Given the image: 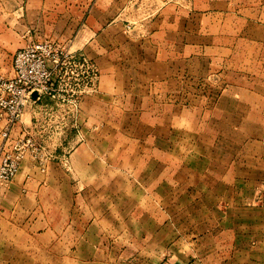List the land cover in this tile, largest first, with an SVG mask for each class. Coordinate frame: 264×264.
Segmentation results:
<instances>
[{
  "label": "crops",
  "instance_id": "crops-1",
  "mask_svg": "<svg viewBox=\"0 0 264 264\" xmlns=\"http://www.w3.org/2000/svg\"><path fill=\"white\" fill-rule=\"evenodd\" d=\"M41 41L98 69L79 104L88 142L0 184V242L63 264H264V0H0V77ZM44 100L13 137L34 134ZM121 114L134 141L161 131L159 166L137 153L125 173L115 153L105 166Z\"/></svg>",
  "mask_w": 264,
  "mask_h": 264
},
{
  "label": "built area",
  "instance_id": "built-area-1",
  "mask_svg": "<svg viewBox=\"0 0 264 264\" xmlns=\"http://www.w3.org/2000/svg\"><path fill=\"white\" fill-rule=\"evenodd\" d=\"M98 76L95 63L70 47L41 41L17 51L13 77H0V184L13 182L27 157L42 169L52 160L32 135H12L27 108L47 98L56 99L68 89L91 94Z\"/></svg>",
  "mask_w": 264,
  "mask_h": 264
},
{
  "label": "rangeland",
  "instance_id": "rangeland-1",
  "mask_svg": "<svg viewBox=\"0 0 264 264\" xmlns=\"http://www.w3.org/2000/svg\"><path fill=\"white\" fill-rule=\"evenodd\" d=\"M74 90V89H73ZM63 91L57 96L56 99H45L44 103L40 104V110L35 114L36 123L38 128L34 131L32 135L34 139L41 145L43 152L46 156H49L52 160H58L59 158L66 156L67 154L74 152L81 144H85L88 141H84L85 134L80 127L81 114L79 112L80 99L90 96L91 94L85 93L84 95H79L78 91ZM82 96V97H81ZM112 119V115H106V119ZM119 118L120 126H124V129L115 130L118 132L114 133L112 130L105 131V141H104V154H105V166L107 167L109 162L112 161V155L115 153L120 156V163L125 166V170L128 169V159L132 153L141 154L143 156H152L153 160H156V163L153 162L154 167L159 166L160 158L159 154L161 153L162 144L160 139L161 131L156 130L152 134L151 139L147 138V141H143L144 138L138 137L137 141H134L130 134L132 130L127 128L129 123V115L121 114ZM189 134L192 131H188ZM143 137V136H141ZM150 137V136H149ZM114 138H119L120 141H114ZM94 144V149H96V141H90ZM174 150H177V143L174 142ZM184 147L187 169L190 171L194 165V156L196 153H192V147L186 145H181V148ZM179 148V146H178ZM99 152H102L99 149ZM198 153V152H197ZM145 162H149L148 159H144L140 162L143 166ZM197 162L196 164H198ZM190 165V166H188ZM123 170V169H122ZM158 169L154 171L156 172ZM153 173V182L155 183L157 177ZM156 184V183H155ZM159 197L158 195H154ZM256 194H250V204L253 205L256 200ZM159 199V198H158ZM252 207H250L251 209ZM127 211V210H126ZM233 211V215L235 216ZM256 211L250 210V217H255ZM137 213H140V210L134 211L133 215L136 216ZM140 218L137 219V223ZM250 232L255 231L256 227H249ZM37 246L36 243H15V242H0V264H63L58 260L50 257L48 253H43L40 249L34 248ZM33 247V248H32ZM139 249V247L137 248ZM132 264H143V262L136 261L132 259ZM143 260V259H137ZM125 263V262H123ZM66 264V263H64ZM73 264H88V263H77ZM91 264V263H89Z\"/></svg>",
  "mask_w": 264,
  "mask_h": 264
},
{
  "label": "water",
  "instance_id": "water-1",
  "mask_svg": "<svg viewBox=\"0 0 264 264\" xmlns=\"http://www.w3.org/2000/svg\"><path fill=\"white\" fill-rule=\"evenodd\" d=\"M32 98H33V100H36L37 99V95L34 94Z\"/></svg>",
  "mask_w": 264,
  "mask_h": 264
}]
</instances>
